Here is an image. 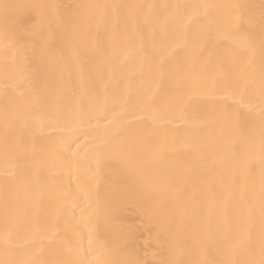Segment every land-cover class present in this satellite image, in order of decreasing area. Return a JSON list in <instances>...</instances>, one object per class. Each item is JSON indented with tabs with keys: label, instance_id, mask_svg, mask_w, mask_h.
Listing matches in <instances>:
<instances>
[{
	"label": "bare ground",
	"instance_id": "6f19581e",
	"mask_svg": "<svg viewBox=\"0 0 264 264\" xmlns=\"http://www.w3.org/2000/svg\"><path fill=\"white\" fill-rule=\"evenodd\" d=\"M0 3L54 6L14 10L13 23L22 40L7 56L0 40V117L5 109L12 117L7 152L4 125L0 119V229L3 227L6 187L21 189L30 193V203L35 205L31 217L35 227L31 235L35 236L37 246L40 232L54 230L56 234L54 245L44 240L41 258L75 259L74 250L86 248L91 238L92 251L87 259L92 264H102L106 256L97 250L95 243L102 235L127 241L126 253L116 258L132 259L140 264H158L168 258L162 254L166 244L165 223L157 211L165 201L158 192H154L151 200L145 196L146 190H150L145 180L151 186L160 185L166 182L164 175L150 169L144 180L133 179L128 167L116 160L100 159L97 162V145L116 127H121L126 142L136 144L144 159L153 149L163 145L165 159L171 166L192 168L201 160L218 163L229 156L243 159L247 162V175L241 190L246 192L251 185L258 193L262 112L258 88L261 73L258 6L261 0H0ZM176 3L221 6L214 10V16L226 20L238 36L236 42L226 45L230 52L225 51L224 41L211 35L201 41L202 51H190L191 34L201 23L199 16L188 25V38L177 37L172 54L163 57L154 54L147 36L143 47L149 55H138L139 41L133 45L122 38L124 32L133 36V30L125 25L123 18L111 23L107 30H91L86 35L85 46H80L75 54L72 48H66L56 64L41 54L35 39L45 31L55 51V31L50 21L75 11L76 5L159 6ZM156 11L163 14L165 10ZM253 14L255 21L249 31H238L249 23ZM168 23H172L171 19ZM2 26L0 15V28ZM156 44L157 47H168V41H157ZM250 47L256 50V55L251 57ZM122 49L128 51L127 58L121 54ZM98 50L115 59L114 71L109 72ZM249 62L251 68L246 67ZM99 71L104 73L102 80L97 76ZM145 92L154 93L151 108L140 103ZM177 94L183 97L179 105L174 99ZM117 99L119 104L114 103ZM77 103L82 111L90 114L91 122L84 119L69 127L64 114ZM93 107L97 109L94 112ZM113 107L124 110L126 121H120L113 113ZM226 108L238 109L249 116L250 127L242 136L219 134L222 125L231 124L230 117H223ZM160 114L166 115L167 119L159 120ZM154 119L156 124H153ZM110 120L119 123H110ZM70 140L75 141L71 153L63 149ZM134 162L133 158L130 163ZM175 189L177 196L197 202L198 211L210 214L212 223H216L217 210L209 209L199 190L185 191L183 183ZM85 192L90 197L88 204L85 203ZM214 192L218 198L227 201L225 211L230 214L232 201L227 187L217 184ZM97 200L104 210L99 213ZM29 239L30 235L23 232L15 237L18 253L33 247ZM52 247L56 248L55 256L49 251ZM11 258L5 255L0 234V260ZM179 258L193 260L198 257L193 249ZM240 258L258 261V241L253 256L243 254Z\"/></svg>",
	"mask_w": 264,
	"mask_h": 264
},
{
	"label": "snow or ice",
	"instance_id": "6c2138e0",
	"mask_svg": "<svg viewBox=\"0 0 264 264\" xmlns=\"http://www.w3.org/2000/svg\"><path fill=\"white\" fill-rule=\"evenodd\" d=\"M54 7L43 4H11L0 3V15L3 18V26L0 28V40L3 42L5 55L17 49L22 40V35L13 23V12L16 9H44ZM221 6L216 4H84L74 6L75 11L64 13L53 17L50 24L55 31V51L50 46L45 31H41L36 37L37 45L41 54L46 56L49 61L56 64L63 56L66 48H72L74 54L80 46L87 43L86 35L91 30L99 32L107 30L109 25L119 22L121 18L125 25L133 30V36L128 32L122 33L125 41L135 45L139 41L138 55H149L143 47L145 36L152 43L154 54L160 57L170 56L175 49L177 37L188 38V25L199 16L201 23L196 27L195 32L191 34L190 51L198 53L202 51L201 41L207 39L209 35L215 37L218 41L225 42V51H229L227 44L236 42L237 32L230 29L226 20L214 16V10ZM255 7V6H248ZM164 9L161 14L156 9ZM259 8V27H260V46L259 59L261 64V73L258 80L259 98L261 103V128L259 135V144L261 151V179L259 191L251 185L247 191H242V185L247 175V162L243 159L225 157L218 163H209L201 160L200 163L192 168H186L183 165L171 166L164 156L163 145L153 149L147 159H144L141 151L137 150L134 143L126 142L121 127H116L112 134L103 140L96 148V159L116 160L120 164L128 167L133 179L139 177L144 180L147 170H155L162 173L165 177V183L151 186L150 182L145 180V196L151 200L154 192L165 201L157 210L163 217L165 223L164 238L166 244L162 247V254L168 258L162 259L158 264H264V0H261ZM127 10V11H124ZM163 15V20H161ZM172 23L169 25L168 21ZM255 21L254 14L251 16L247 25H242L238 31L248 32ZM157 41H168V47H157ZM121 54L127 58L128 51L121 50ZM250 57L256 55L253 47L249 48ZM98 55L103 58L109 72L116 69L115 59L98 50ZM251 68V62L246 65ZM98 78L103 79V71L97 73ZM214 79V77H213ZM252 83L253 81H249ZM59 95V90H58ZM154 93L145 92L140 97V103L146 107H152ZM175 102L179 105L183 97L179 94L175 96ZM126 102V100L124 101ZM115 104H119L117 99ZM240 103V101H236ZM247 107V105H244ZM97 109L93 107L92 111ZM113 113L120 117V121H126L127 117L123 109L113 107ZM251 111V109H249ZM89 113L82 111L79 104L70 107L64 114L65 123L72 127L76 122L89 118ZM223 117H230L231 124L222 125L219 134L224 136L232 134L242 136L245 134L251 124L249 116L238 109L232 111L225 109ZM91 118H94L92 116ZM5 130L4 145L7 152L10 147L9 132L11 120L7 109L2 114ZM164 114L159 115V120H166ZM110 123H119L110 120ZM157 120H153L156 124ZM74 140H70L63 146L64 151L71 153ZM134 158V163H130ZM183 183L185 191L196 188L200 191L202 200L208 205L209 209L215 208L218 213L216 223H212L210 214H203L198 211L197 202L188 198L181 199L176 195L175 186ZM226 186L229 191V197L232 201L231 213L225 211L227 201L218 198L214 192L215 185ZM171 194L170 197L168 194ZM85 203L90 201L89 194L84 193ZM31 195L26 190L9 189L6 187L3 198V227L0 234L3 236L5 255L12 256L11 259L0 260V264H92L87 257L92 251L93 240L88 239V246L77 247L74 252L75 259H44L41 258L43 251V242L47 240L50 244L56 243L55 231L50 233L40 232L39 246L34 235V225L31 223V217L35 212V205L30 203ZM97 213L104 211L100 208L99 201L96 202ZM83 211V210H82ZM109 215V213H106ZM85 219H87L85 217ZM39 231V229H36ZM30 235L29 242L33 244L32 248H24L17 252L15 237L20 233ZM258 241L260 259L240 257L248 254L254 255L255 245ZM97 250L105 254L106 258L102 264H140L139 261L132 259H119L126 253L128 244L124 238H114L111 235L98 236L96 241ZM197 252L196 259L186 260L179 257L193 251ZM55 256L56 248L49 249Z\"/></svg>",
	"mask_w": 264,
	"mask_h": 264
}]
</instances>
